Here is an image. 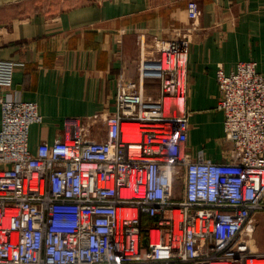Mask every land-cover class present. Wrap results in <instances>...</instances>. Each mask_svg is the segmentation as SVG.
<instances>
[{"label":"built area","instance_id":"obj_1","mask_svg":"<svg viewBox=\"0 0 264 264\" xmlns=\"http://www.w3.org/2000/svg\"><path fill=\"white\" fill-rule=\"evenodd\" d=\"M188 15L190 26L141 57L137 79L120 73L103 140L74 121L32 151L30 129L43 118L37 104L1 95L17 64L0 61V264H264L244 239L264 212V75L255 62L218 69L231 148L220 163L194 158L186 148L196 1Z\"/></svg>","mask_w":264,"mask_h":264},{"label":"crops","instance_id":"obj_2","mask_svg":"<svg viewBox=\"0 0 264 264\" xmlns=\"http://www.w3.org/2000/svg\"><path fill=\"white\" fill-rule=\"evenodd\" d=\"M190 1L201 15L188 62L186 150L223 162L231 147L217 71L231 74L239 63L255 62L264 75V0H0V61L17 64L13 87L1 95L37 104L43 118L30 129V149L62 139L74 121L90 126V139L103 140L118 76L137 79L141 57L156 55L154 41L191 25ZM152 87L157 92L158 84Z\"/></svg>","mask_w":264,"mask_h":264},{"label":"rangeland","instance_id":"obj_3","mask_svg":"<svg viewBox=\"0 0 264 264\" xmlns=\"http://www.w3.org/2000/svg\"><path fill=\"white\" fill-rule=\"evenodd\" d=\"M256 230L244 237L254 253L264 254V212L256 215Z\"/></svg>","mask_w":264,"mask_h":264}]
</instances>
